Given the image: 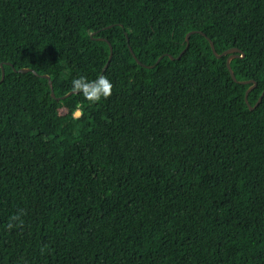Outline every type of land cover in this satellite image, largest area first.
I'll return each instance as SVG.
<instances>
[{
  "label": "trees",
  "instance_id": "trees-1",
  "mask_svg": "<svg viewBox=\"0 0 264 264\" xmlns=\"http://www.w3.org/2000/svg\"><path fill=\"white\" fill-rule=\"evenodd\" d=\"M208 39L254 106L264 0H0V264H264V97Z\"/></svg>",
  "mask_w": 264,
  "mask_h": 264
},
{
  "label": "water",
  "instance_id": "water-1",
  "mask_svg": "<svg viewBox=\"0 0 264 264\" xmlns=\"http://www.w3.org/2000/svg\"><path fill=\"white\" fill-rule=\"evenodd\" d=\"M111 27H112V26H109V27H107V28H111ZM193 33H196V32H190V33H188V34L186 35V39H185V41H186V47H185V49L181 52V54L179 55V57H178L177 59H179V58L184 54V52L187 50V48L189 47L190 36H191ZM198 33L204 35V34L201 33V32H198ZM204 36H205V35H204ZM208 40H209V39H208ZM127 41L129 42L128 37H127ZM209 43H210V46H211L212 52H213V54L215 55V57H216L217 59H220V58H222V57H224V56H228V58H227V62H226V63H227V68H228V70H229V72H230V75H231V78L233 79L234 82H237V83H240V84H252L251 87H249V89H248V90L246 91V93H245V102H246V104L248 105V107H249L250 110H254L255 108H257V107L259 106V104L261 103L263 97H264V90H263L261 96L259 97L258 101L256 102V104H255L254 106H251V105L249 104V102H248V95H249L250 92L256 87L257 84H256L254 81H242V82L237 81V79H236V77H235V74H234V72H233V70H232V68H231V65H230L231 61H232L233 59H235V58L238 57V55H236V53H239L240 50L237 49V48H233V49H229V50H227V51H225V52H223V53H221V54H218L217 51L215 50V46H214L213 42H212L211 40H209ZM108 44H109V47H110V55H109L108 62L106 63V65H105V67H104V69H103L101 75H103V73L106 71V69L108 68L109 63L111 62V59H112L113 49H112V46H111V44H110L109 42H108ZM128 47H129V50H130V52L132 53L133 57L135 58L136 62H137L138 64L142 65L141 62H140V61L136 58V56L134 55V53H133L131 47H130L129 45H128ZM168 57H169L171 60H174V59H175V58H174L173 56H171V55H168ZM241 57H243V55H241ZM162 58H163V56L160 57V58L157 60V62H156V64H155L154 66H144V65H143V66H144V67H147V68H153V67H155V66L161 61ZM1 67H2V79H1V81H2V80L4 79V77H5V71H4V68H3V64L1 65ZM14 71L19 72V73H28V72H32L34 75L39 76L38 73H37L36 71H34V70L30 69V68H22V69H20V70H15V69H14ZM42 77L48 80L49 87H50V90H51V96H52L53 98H56V97H55L54 90H53V83H52L50 77L47 76V75H43ZM1 81H0V82H1ZM73 93H79V92H71V93H68L67 95L63 96L62 98H67V97H69V96H70L71 94H73Z\"/></svg>",
  "mask_w": 264,
  "mask_h": 264
},
{
  "label": "clouds",
  "instance_id": "clouds-1",
  "mask_svg": "<svg viewBox=\"0 0 264 264\" xmlns=\"http://www.w3.org/2000/svg\"><path fill=\"white\" fill-rule=\"evenodd\" d=\"M71 84L74 92H79L85 100L93 103L112 95L113 84L109 78L104 75H99L94 80L79 76L73 78ZM11 226L12 225L9 224V227Z\"/></svg>",
  "mask_w": 264,
  "mask_h": 264
},
{
  "label": "rangeland",
  "instance_id": "rangeland-1",
  "mask_svg": "<svg viewBox=\"0 0 264 264\" xmlns=\"http://www.w3.org/2000/svg\"><path fill=\"white\" fill-rule=\"evenodd\" d=\"M76 115H79V112H77ZM62 116H64V115L62 114Z\"/></svg>",
  "mask_w": 264,
  "mask_h": 264
}]
</instances>
